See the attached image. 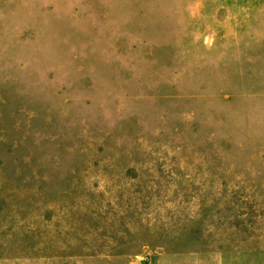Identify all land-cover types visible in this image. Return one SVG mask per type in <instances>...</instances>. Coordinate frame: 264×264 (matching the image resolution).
<instances>
[{
  "label": "rangeland",
  "instance_id": "obj_1",
  "mask_svg": "<svg viewBox=\"0 0 264 264\" xmlns=\"http://www.w3.org/2000/svg\"><path fill=\"white\" fill-rule=\"evenodd\" d=\"M0 264H264V0H0Z\"/></svg>",
  "mask_w": 264,
  "mask_h": 264
}]
</instances>
